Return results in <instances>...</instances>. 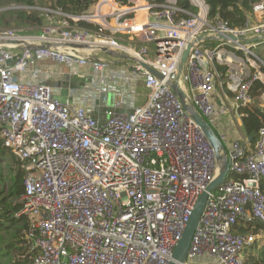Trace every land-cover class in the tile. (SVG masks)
Returning a JSON list of instances; mask_svg holds the SVG:
<instances>
[{
    "label": "built area",
    "instance_id": "2783aa9c",
    "mask_svg": "<svg viewBox=\"0 0 264 264\" xmlns=\"http://www.w3.org/2000/svg\"><path fill=\"white\" fill-rule=\"evenodd\" d=\"M189 1L196 11L178 0L127 5L99 0L82 15L49 4L31 7L47 19L39 33L0 32V41H24L0 43V136L25 171L18 215L28 219L23 243L32 254L28 264L173 260L199 197L221 167L203 129L169 84L178 80L189 44L180 86L187 103L221 137L231 167L226 181L209 194L180 264H245L243 251L258 236L233 228L264 224V127L250 145L247 136H230L223 116L242 120L240 108L251 103L253 83L264 84V59L253 51L264 42L220 35L263 36L264 0H251L248 21L239 28L210 20L206 0ZM138 10L149 20L126 18ZM119 32L132 36L125 41ZM207 39L218 43L208 46ZM36 44L50 46L31 47ZM74 48L85 52L70 54ZM110 52L123 61L121 68L113 67L119 62L107 58ZM44 60L64 64L76 79L69 89L72 101L56 97ZM261 100L264 105V93Z\"/></svg>",
    "mask_w": 264,
    "mask_h": 264
},
{
    "label": "trees",
    "instance_id": "16d2710c",
    "mask_svg": "<svg viewBox=\"0 0 264 264\" xmlns=\"http://www.w3.org/2000/svg\"><path fill=\"white\" fill-rule=\"evenodd\" d=\"M99 0H53V8H61L64 12L71 15H82L91 11ZM120 5H127L129 0H116ZM151 3L162 4L164 0H148ZM209 5L210 20H221L227 22L233 28H239L246 25L252 11L251 0H206ZM183 8L196 11L189 0H178ZM17 5L18 7H9L0 11V32L1 27L16 24L24 28L29 34H36L47 24V19L39 9L31 7H46L44 0H0V7ZM8 20V21H6ZM81 27L95 26L87 21H78ZM34 32V33H31ZM206 45L213 46L216 42L209 39L205 40ZM264 93V84L255 81L251 87L252 101L248 106L241 107L240 111L245 113L242 117V125L250 145H253L258 137L261 127H264V105L262 104V94ZM2 162H5L11 171L12 186L5 193L3 184L5 182L4 168ZM236 179L239 176L231 174ZM25 171L20 166V161L15 157L12 151L5 145L0 136V235L2 232H10L11 228L21 224L16 232L11 234V239L0 247V256L16 250V264H28L32 254L24 247L25 231L28 228V219L24 214L18 215L24 205L20 197L24 193ZM260 187L264 192V177L261 179ZM233 231L238 234H255L256 240L246 249H244L243 258L245 264H264V224L256 223L247 225L240 223L234 226Z\"/></svg>",
    "mask_w": 264,
    "mask_h": 264
},
{
    "label": "water",
    "instance_id": "95a60500",
    "mask_svg": "<svg viewBox=\"0 0 264 264\" xmlns=\"http://www.w3.org/2000/svg\"><path fill=\"white\" fill-rule=\"evenodd\" d=\"M221 38L223 39H231L235 42H264V35L263 36H257V37H252V38H245V37H237L235 35L232 34H228L227 36H223L220 35ZM204 38H209V37H200L199 39L202 40ZM0 43H5V44H21L24 43V41H20V40H16V39H8V40H3L0 41ZM50 44H46V45H40V44H36V45H32L31 47H35V48H47L49 47ZM60 49H66L67 46H62V45H57ZM191 44L188 45V48L185 50L182 59H181V63H180V67H179V73H178V80L174 81V82H170L169 84L171 85V87L176 91V93L178 94L179 98L181 99L184 107L189 111L191 117L193 118V120L198 123L200 125V127L203 129L204 133L206 134L207 138L209 139L216 157L218 159V161L221 164L220 167V172L219 175L216 177V179L207 187L206 191H204L201 196L199 197L195 208L192 212V215L187 223V226L184 230L183 236L179 242V244L177 245L176 249L174 250L173 253V260L169 262V264H180L183 263L188 255L189 252V248L192 242V238L193 235L199 225V222L202 218V215L205 211L206 208V204L208 201V197L209 194L213 191H215L216 189H218L227 179L229 173H230V167H231V163L228 159L227 153L225 151V147L223 144V141L221 140V137L219 136V134L215 131V129L213 128V126L210 124L209 121H207L195 108L194 104L188 101V96L185 94L184 90L182 89V87L180 86L179 83V79L182 76V73L184 71L188 56H189V52H190V48H191ZM110 54L115 55V53L110 52ZM125 58H130L129 56H124ZM147 68L155 73L158 77L162 78V75L160 73H158L156 70L152 69L151 67L147 66ZM67 80L65 81V83H57L56 88H59L61 91L56 94V97L66 101L67 99L69 101H72V97H69V89L74 88L76 85H72L71 84V76L68 75ZM74 80L76 81V79L74 78ZM63 84H65L66 87H63ZM81 88V86H80ZM110 110V109H109ZM251 139V137H249V140Z\"/></svg>",
    "mask_w": 264,
    "mask_h": 264
},
{
    "label": "rangeland",
    "instance_id": "374dc122",
    "mask_svg": "<svg viewBox=\"0 0 264 264\" xmlns=\"http://www.w3.org/2000/svg\"><path fill=\"white\" fill-rule=\"evenodd\" d=\"M45 1V4L49 5L52 3L53 0H44ZM9 7H18L17 5H11V6H3V7H0V11H4L6 9H8ZM8 21V20H6ZM3 30H15L17 31L16 33L18 34H29L26 30L23 31L24 28L22 27H18L16 26V24H13V25H7V26H3L1 27ZM2 32V31H1ZM31 33H34V32H31ZM218 42H216L214 45H216ZM137 47H139L140 45L138 44H135ZM253 51L261 56L263 59H264V44H260L259 46L255 47L253 49ZM107 58L110 59V60H113L115 59L114 56H112L111 54H108L107 55ZM41 65H44V67L49 71V72H52L54 75L56 73H59L60 71H65L66 70V66L64 64H57L55 62H52L50 60H44V61H41ZM113 67H120L119 64H116V65H113ZM139 91H141V93L143 92L144 93V89L142 87L139 88ZM218 91L221 95V90H220V87H218ZM113 94H109V105H113ZM117 109V108H115ZM110 116V113H103V118L106 119ZM2 166L4 168V177H5V182L3 184V189L5 191V193L10 189V187L12 186V177H11V171H10V168L9 166L5 163V162H2ZM21 227V224L15 226L14 228H11L9 231L10 232H2V234L0 235V247L4 246L5 243L7 241H9L11 239V234L13 232H16L18 230V228ZM244 253V252H243ZM16 254H17V251L16 250H12L11 252H9L8 254H5L3 256H0V264H16Z\"/></svg>",
    "mask_w": 264,
    "mask_h": 264
},
{
    "label": "crops",
    "instance_id": "0c3cea01",
    "mask_svg": "<svg viewBox=\"0 0 264 264\" xmlns=\"http://www.w3.org/2000/svg\"><path fill=\"white\" fill-rule=\"evenodd\" d=\"M126 18L129 19V20H132V21H141V22H146L147 20H149L147 12L145 10H138L136 13L131 14V16L126 17ZM118 36L121 39L127 41L128 38L131 37L132 35H130V33H128V32H119ZM112 56H114V55H112ZM113 61L119 62L120 68L123 66V63H122L123 61H119V60H116V59H113ZM68 75H69V71L66 68L65 71H63V72L60 71L59 73H56L55 75L53 74L48 79V82L54 86L56 94H58L61 91L60 89H56L57 83H61V82L65 83V81L67 80L66 78H67ZM71 78H72L71 79V84L77 86V81H75L73 77H71ZM63 87H66L65 84H63ZM79 88H80V85H79ZM220 97H221V95H219V100H218L219 105H221V103H222V99H220ZM223 117H224L223 118L224 123H225L226 127L228 128V132H229L231 137L234 138V137L247 136L245 134V132H244L241 119H238L234 115H225Z\"/></svg>",
    "mask_w": 264,
    "mask_h": 264
},
{
    "label": "bare ground",
    "instance_id": "6f19581e",
    "mask_svg": "<svg viewBox=\"0 0 264 264\" xmlns=\"http://www.w3.org/2000/svg\"><path fill=\"white\" fill-rule=\"evenodd\" d=\"M85 49H79V48H74V49H69L68 52L71 54H76V55H82L84 53Z\"/></svg>",
    "mask_w": 264,
    "mask_h": 264
}]
</instances>
